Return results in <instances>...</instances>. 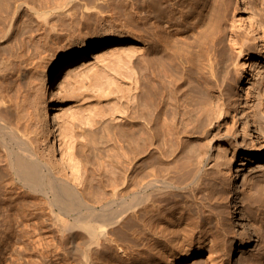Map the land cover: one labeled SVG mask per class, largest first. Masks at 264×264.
Listing matches in <instances>:
<instances>
[{
	"label": "bare ground",
	"instance_id": "bare-ground-1",
	"mask_svg": "<svg viewBox=\"0 0 264 264\" xmlns=\"http://www.w3.org/2000/svg\"><path fill=\"white\" fill-rule=\"evenodd\" d=\"M263 1L255 0L249 6L245 0H240L235 12L233 4H227V0H177L171 3L150 0L149 16L153 19L150 30L152 42L156 44L149 50L151 55L143 48L140 39L120 36L103 41H85L78 49L70 51L68 59L49 66L35 94L21 86L15 90L14 95L6 92L0 94V151L5 156V163L0 159V178L3 170L9 168L16 180L12 184L0 183V222L8 223L14 214L16 217L23 214L25 219L33 217L41 222H55L63 237L64 250L78 252L81 257L79 264H169L170 260L201 257L205 264H227L224 258L226 238L221 231L208 249L201 245L195 247L189 235H185L188 238L182 240L174 235L166 237V242L174 248L173 253L165 260L155 258L160 232L163 230L157 222L163 201L179 192L184 205L195 209L197 216V206L192 203L187 205V201L190 195L197 194V190L204 185L205 166L211 160V154L205 151V146L199 147L196 144L192 149L195 153L193 162L186 159L175 161L170 170L160 163L157 166L158 172L141 176L137 173L139 164L134 159L135 155H126L127 151L134 152L135 148L139 150L136 146L139 141H134L149 143L158 138V133L162 131L165 135L163 143L170 146L175 139L180 141L182 133L189 130L195 133L197 120L203 122L205 118L203 125L211 126L213 120L209 119L212 115L216 112L219 115L218 111H227L229 107L235 106L230 89L234 88L241 77L239 89L244 91L245 102L240 104L246 120L241 133L245 139L251 131L254 132L250 146L264 151V129L258 127L260 124L255 127L258 120H264ZM2 2L4 0H0V4ZM188 6V10L196 17L195 21L188 23L196 28L199 26L194 32L193 52L188 51L181 42H172L171 38L172 27L186 25V10L183 8ZM253 7L256 13L253 10L250 12ZM233 12L236 13L234 19L231 18ZM246 13L250 15L246 16ZM259 40L263 43L260 48L257 46ZM160 50L163 54L159 56L157 53ZM253 51L258 54H252ZM240 57L241 64L238 63ZM7 60L9 63L10 59ZM128 61H134V65L133 69L127 71V65H124ZM24 64L21 65L24 67ZM109 71L117 75L114 77ZM240 71H244L243 76ZM105 73V77L99 80L98 76ZM59 74L60 90L67 87L75 91L84 81L97 79L96 82H90L96 84L91 85L92 88L100 89L97 91L96 88L100 99H115L118 102L110 116L117 121L129 122L130 131L124 124L119 125L117 159L96 162V169L102 174L97 176L95 182L82 176L85 166L78 152L86 149L97 151L98 147L95 144L87 147L84 141L83 145H76L75 138L79 135L76 136V131L74 133V123L70 122L73 119L65 117V108L63 117V108L50 97L53 78ZM187 80L195 85L183 89V83ZM216 89L220 92L217 98L213 95ZM32 110L40 118L43 128L44 143L40 142L41 145L37 144L38 141L33 143L29 133L30 125L35 121ZM87 112L89 116L82 126L91 125L95 120L93 110ZM84 116L78 120L84 121ZM189 124H192L191 128ZM6 136L8 139H5ZM241 158L242 161L231 168L232 172L228 176L232 183L230 219L238 223L241 219L236 176L239 177L245 170L242 162L247 157L242 155ZM260 217L264 218V214ZM246 238L247 244L252 242L250 236ZM262 240L263 244L257 251L255 249V253L244 255L237 264H264V237ZM200 241L201 237L198 239ZM235 243L236 240H233L230 247L234 256L237 255Z\"/></svg>",
	"mask_w": 264,
	"mask_h": 264
},
{
	"label": "rangeland",
	"instance_id": "rangeland-1",
	"mask_svg": "<svg viewBox=\"0 0 264 264\" xmlns=\"http://www.w3.org/2000/svg\"><path fill=\"white\" fill-rule=\"evenodd\" d=\"M159 1L171 3L177 0ZM245 1L247 5L250 4L249 6H251L255 0ZM239 2L240 0H227V4H233L234 10L235 8L237 10ZM0 5V70L5 68L4 72L1 70L0 74V82L3 80L0 83V94L6 92L8 95H14L15 90L20 88V86L22 89L27 88L32 94H35L38 89L37 86L42 83L49 66L60 60L68 59L70 51L78 49L85 41H103L104 39L108 40L112 37L120 36L129 39H140L143 48L150 55L151 52L149 50H152L156 45L152 42L150 30V23L153 21L149 16L150 0H4ZM183 9L184 11L186 10L184 13L187 23L186 25L181 24L178 27H172L171 38H173L172 42H181L187 47L188 51L193 52L194 35L199 26L196 28L193 24L188 23L195 21L196 18L188 10L190 9L189 6ZM252 10L254 13L257 12L255 7L250 12ZM235 12L232 13L233 16L231 18L236 17ZM249 15L250 13H246V16ZM233 19L230 20V23H232ZM261 32L259 35L262 34ZM257 46L259 48L263 46L261 40L257 42ZM37 50L41 52L39 51V53ZM31 52L32 54H30ZM251 53L254 55L258 54L256 51ZM157 54L159 56L162 55V50ZM40 55L41 57L39 58ZM5 58L6 60H4ZM7 59H10L9 63ZM40 59L41 62H39ZM241 61L240 57L238 63L241 64ZM21 64L25 66L23 67ZM37 65L40 67H37ZM128 65H134V61L133 63L128 61L124 65L127 71L133 69V66L128 69ZM254 71L256 72V70ZM240 72H242L243 76L244 71ZM110 73L112 74V72ZM115 74L113 72L112 76L115 77ZM105 75L106 73L99 75L98 79L102 80ZM59 78L61 79V74L53 78V86L49 91L50 97L52 96L51 98L56 105L63 108V117L66 113L65 117L67 119H70V117V120L73 119L74 122H70L71 124L74 123V133L76 131V136L79 135V138H75L76 145L79 146L84 141L87 147H91L94 144L95 147H98L97 151L86 149L84 152H78V156L85 166L82 170V176L95 182L97 176L102 174L97 171L96 162L98 160L113 161L117 159L119 125L124 124L128 131H130L128 128L129 122L123 120L122 123L121 120L117 121V119H113L110 116V113L118 102L115 99H110V101L100 99V93H97L100 89L94 87L96 86L94 82L97 79L91 78L89 81H84L83 85L75 90V92L73 88L67 87L66 89L68 90L65 88L60 90L58 87ZM241 80L242 77L237 82L238 85L236 84L234 88L230 89L231 100L235 106L229 107L227 111L224 109L220 112L218 111L219 115L221 114L220 118L217 112L212 115L209 120H213L214 125L210 126L208 124L207 128L206 124H204L205 126L203 125L205 118L203 122L197 120V131L195 132L197 135L192 130H189L190 134L188 132L182 133L179 138L180 141L177 138L172 142L173 144L167 146L166 143H163L165 135L164 131H162L158 133V138L153 139L154 141L151 140L149 143L144 144L140 140L134 141V143L139 141V144L136 145L139 150L134 149L136 153L135 151H127L128 155L126 156L135 155L134 159L139 164L137 169L138 176L158 172L157 166L160 163L170 170L173 168L175 161L181 162L186 159L193 162L195 155L193 150L196 144L199 147L205 146V151L211 154V160L205 166L204 179L202 181L204 185L201 189L197 190V194L190 195L187 201V205L192 203L193 206H197V216L195 209L184 205L181 199L182 195L179 192L169 200L163 201L160 206L161 212L157 217V222L163 227V230L161 229L158 247L155 250V252L157 251L156 259L165 260V258L167 259L173 253L174 248L172 244L169 245L166 242L167 238L173 235L180 237V239L191 237L193 238V245L195 247L201 245L205 249H208L213 245L215 236L221 231L222 235L224 233V238H226L224 258L227 260V264H237L239 259L241 260L245 257L244 255L248 256L255 253L259 249V246L263 244L264 218L261 219L260 216L262 213L264 214V151L250 146L254 132L251 131L245 139L241 133L246 121L243 112H241L242 104H240L242 101L243 104L245 102L244 91H240L239 89ZM90 81H94V84H91ZM187 81L183 83V89H190L195 85L191 80ZM22 82L23 86L21 85ZM33 82L37 83L34 84ZM26 83H28V86ZM91 85H94V89ZM6 87L8 91L5 90ZM216 90L213 91L215 98L220 94ZM217 93L218 95H216ZM64 108L65 113L63 112ZM31 109L33 108L31 107ZM91 109L93 110L92 116L95 120H92L93 123L91 122V125L82 126V123H86V118L89 116L85 112L91 111ZM89 111L87 113H90ZM32 115L35 121L29 127V133L32 135L31 139L33 143H37L38 141L39 143L37 144H40V142L42 144V142L44 143V132L39 121L40 118H38V115L33 110ZM79 115H81V119L84 116L85 120L83 118L84 121H79ZM209 120L208 122H210ZM260 120H258L255 127L260 124L261 126L258 127L264 129V120ZM188 126L191 128L192 124ZM206 128L208 131H206ZM127 135L129 138V133ZM2 137L4 138V135ZM5 139H8V137L6 136ZM140 142L144 144L143 147H141L143 144ZM198 146L197 149H199ZM242 155L247 157V159L242 162L244 163L243 167L245 170L241 172L239 177L238 175L236 176L239 186L237 199L241 219L238 223L230 219L232 183L228 176L232 172L231 168L236 166L239 161H242ZM0 156L1 162L5 163V156L2 151H0ZM14 181L16 180L9 168L4 169L0 183L12 184ZM209 212H211V217L208 216ZM16 216L14 214L8 223L0 222V264H79L81 257L78 252L75 253L73 251L70 253L64 250L63 237L60 231H58L55 222H41L33 217L25 219L26 217L23 214L20 217ZM199 236L201 237L200 242H198ZM248 236H250L252 241L249 244L246 243V237ZM204 238L206 239L204 240ZM233 240H236L237 243V246L235 245L236 256H234V253L230 249ZM202 258L170 260L168 263L197 264L198 262L205 264Z\"/></svg>",
	"mask_w": 264,
	"mask_h": 264
}]
</instances>
